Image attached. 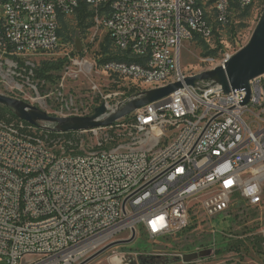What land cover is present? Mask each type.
<instances>
[{
    "label": "built area",
    "instance_id": "obj_1",
    "mask_svg": "<svg viewBox=\"0 0 264 264\" xmlns=\"http://www.w3.org/2000/svg\"><path fill=\"white\" fill-rule=\"evenodd\" d=\"M257 1L0 0V77L19 91L37 71L34 56L60 46L61 17L82 6L118 52L101 64L118 86L102 96V120L146 91L183 84L109 127L57 132L68 135L57 141L44 134L56 132L54 125L0 121V264H78L123 233L176 236L195 207L211 220L237 199L263 205L264 76L250 82L246 103V89L188 86L190 76L180 71L184 43L209 37L210 19L227 26L234 9ZM69 59L87 77L97 68ZM85 133L93 145L86 146ZM203 253L210 252L175 258L197 263Z\"/></svg>",
    "mask_w": 264,
    "mask_h": 264
},
{
    "label": "rangeland",
    "instance_id": "obj_2",
    "mask_svg": "<svg viewBox=\"0 0 264 264\" xmlns=\"http://www.w3.org/2000/svg\"><path fill=\"white\" fill-rule=\"evenodd\" d=\"M263 13L264 0H258L246 10L234 9L227 26L210 19L209 37L184 43L180 71L195 76L213 70L227 55H235L249 44ZM60 29V46L55 52L34 56L37 71L23 79L20 83L22 91L15 88L16 83L11 78L0 77V93L25 101L52 116L91 114L101 105L103 94L118 92V86L111 83L101 67V62L118 52L106 31L98 28L92 19L81 24L76 14L64 16L60 19ZM77 40L82 44L81 51L77 50ZM65 58L67 61L62 69L52 71L48 77H38V70L45 62ZM69 58L97 64V68L91 76H84L79 68L72 66ZM72 101L74 107L69 110L67 102ZM67 136L61 135L62 138ZM61 137L51 140L57 141ZM82 137L87 147L95 143L89 133ZM191 216L190 226L176 236L153 239L142 231L129 242V233H123L112 242L115 243L113 247L105 250L107 245L78 264H142V257L146 260L180 255L192 259L200 251L210 253L191 264H264V203L253 208L237 199L226 212L211 220L198 207L193 209Z\"/></svg>",
    "mask_w": 264,
    "mask_h": 264
},
{
    "label": "water",
    "instance_id": "obj_3",
    "mask_svg": "<svg viewBox=\"0 0 264 264\" xmlns=\"http://www.w3.org/2000/svg\"><path fill=\"white\" fill-rule=\"evenodd\" d=\"M77 50H82L80 40L76 43ZM264 76V13L261 20L254 31V34L247 46L237 52L227 61L224 66H218L213 70L203 72L201 74L187 77L186 85L195 87L197 83L203 81H213L222 86L226 94L231 91L246 89L250 100V82ZM183 84L177 82L169 86L157 90H150L143 93V97L129 103L124 109L108 118L102 120L107 110L105 105L97 107L92 115L85 117H58L48 114L46 111L32 106L25 101L9 97L0 93V105L12 109L18 119L35 128H44L43 123L54 125L52 130L58 133H72L88 131L100 127H109L116 121L130 115L134 111L167 98L177 90L181 89ZM135 239V233L130 241ZM115 245L111 243L105 248L109 249ZM208 255L203 253L202 256ZM196 254H194V258ZM193 259V258H192Z\"/></svg>",
    "mask_w": 264,
    "mask_h": 264
},
{
    "label": "trees",
    "instance_id": "obj_4",
    "mask_svg": "<svg viewBox=\"0 0 264 264\" xmlns=\"http://www.w3.org/2000/svg\"><path fill=\"white\" fill-rule=\"evenodd\" d=\"M76 15H77L81 24L85 23L89 19L93 20V11L87 6L80 7V9L77 10ZM230 22H231V20H230ZM59 25H60V23H59ZM59 36L61 39V29L59 30ZM197 38H199V37H197ZM116 58H118L117 55L107 58L104 62H107V61H110V60H113ZM65 61H67V58H65L62 61L59 60L56 62H45L43 64L42 68L38 70V77H48V75L52 71H57V70L62 69ZM104 62H101V63H104ZM7 118H9V120ZM0 121L18 122L19 119L12 109L0 105ZM44 134H47L49 136L48 142L52 141L51 138L60 137V134H58L57 132H44ZM141 260H142V264H173V263H177V262L181 261L179 258H175V257H169V258H161V257L152 258L151 257V258H146V260L142 257Z\"/></svg>",
    "mask_w": 264,
    "mask_h": 264
}]
</instances>
